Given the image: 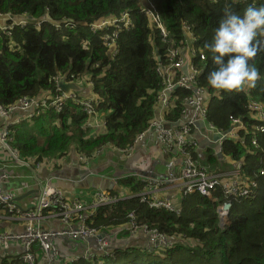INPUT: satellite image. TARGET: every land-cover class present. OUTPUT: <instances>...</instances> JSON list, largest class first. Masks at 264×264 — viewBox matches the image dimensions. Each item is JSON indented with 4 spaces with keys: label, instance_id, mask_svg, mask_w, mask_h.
Returning a JSON list of instances; mask_svg holds the SVG:
<instances>
[{
    "label": "trees",
    "instance_id": "16d2710c",
    "mask_svg": "<svg viewBox=\"0 0 264 264\" xmlns=\"http://www.w3.org/2000/svg\"><path fill=\"white\" fill-rule=\"evenodd\" d=\"M254 2L259 6L264 0H0V14L30 16L37 22L43 16L47 18L40 24L31 21L24 27L15 25L10 34H0V105L15 104L23 96L37 98L43 94L51 98L57 94L54 76L73 74L91 82L95 111L105 113L104 129L92 132L86 125L88 116L77 103L68 100L60 111L46 108L11 126L8 145L29 166L31 159L35 165L45 158L63 157L71 146L80 157L87 158L105 147L122 151L132 145L149 130L154 119L162 88L156 67L175 47L172 41L183 37L182 22L193 29L195 45L205 58L201 61L197 55V63L193 61L200 70L197 84L207 94V119L223 130L229 128L230 116L252 121L247 115V101L251 98L264 102V44L251 61L260 76L248 94L244 88L228 92L207 85L206 75L214 64L204 45L211 42L225 8L242 12ZM147 11L157 15L167 38L160 35ZM123 12L131 16L133 24L120 29L116 37L118 51L109 54L101 36L111 28L92 31L89 24ZM190 95L191 89L171 92L172 103L163 115L166 125L180 118L183 99ZM258 136L264 148V131ZM221 153L219 158L207 147L203 158L196 150L192 156L210 173L220 171L223 157H244V174L260 182L254 197L232 201L223 227L216 212L223 200L220 189L215 193L218 203L194 192L181 198L178 212L153 209L137 195L144 183L127 175L117 182L130 192L129 196L96 207L88 224L102 232L116 228L126 233L121 228L127 223V214L134 211L139 224L156 228L171 243L152 249L119 246L112 256L93 254L73 264H264V175L259 172L264 168V155L250 144L249 137L245 141L225 140ZM0 264L24 263L6 255Z\"/></svg>",
    "mask_w": 264,
    "mask_h": 264
},
{
    "label": "built area",
    "instance_id": "2783aa9c",
    "mask_svg": "<svg viewBox=\"0 0 264 264\" xmlns=\"http://www.w3.org/2000/svg\"><path fill=\"white\" fill-rule=\"evenodd\" d=\"M150 20L153 21L156 28L159 29L160 35L167 38V30L159 21L157 15L147 11ZM7 18L3 23H0V34H10L15 25L24 27L27 22H37L30 16H20L14 18L10 14H0ZM29 18V19H28ZM45 16L37 22L46 20ZM133 24L131 16L127 12L121 13L119 16L111 18L99 19L89 24L92 31L101 30L103 28H111L102 36V44L106 47L109 54H115L118 51L116 37L122 27H129ZM70 27H74L70 25ZM183 37L179 40L172 41L175 47L169 49L168 54L164 59V63L160 60L156 67V73L161 78L162 88L157 97V110L163 113L170 107L172 101L170 94L177 88L191 89L192 95L186 96L183 99V108L181 115L172 125H166L157 118H154L149 128L157 129V137L159 141V153L174 154L173 157H178L177 165L174 163L168 168L164 178H141L144 183V189L138 194L141 202H146L149 208L166 209L170 211L179 210L168 197H159L156 195L157 190L173 185L178 188L181 195L190 193H199L206 196L217 203L219 198L215 193L220 189L223 195V200L216 206L219 226H224L228 219L229 211L232 206V201L237 198L247 199L254 197L258 191V181L251 176L242 173L243 165H236L227 175L210 173L206 165L198 164L192 156V152L199 148L201 140H207L208 146L213 148L214 153L221 152L222 144L227 139H239L245 141L249 137L250 144L253 147L261 149L264 155V148L260 146L259 132L264 131V103L253 99L247 101L248 117L252 120L241 119L239 117L230 116V126L223 130L215 126L214 123L207 119V94L205 90L198 86L197 77L198 71L196 64V56L199 55V60H204L202 50L195 45L196 38L193 29L186 22H182ZM75 82L79 85L89 84L91 82L84 77L74 76L70 74L54 76L56 86L55 96L49 98H28L21 97L15 104L7 107L0 105V114L7 115L14 110L29 112L28 117L31 118L34 114H38L46 108H54L60 111L62 106L68 100L77 103L81 110L88 116L86 125L93 128L97 126L92 121L95 116V97L88 99L81 97L74 91H63L58 82ZM162 119V118H161ZM202 120L203 126H196V122ZM163 121V120H162ZM104 126V122L101 123ZM197 133L193 137L192 132ZM218 137L213 139V135ZM144 134H140L132 145L122 150L126 156H130L134 145L143 138ZM10 133L7 128L0 131V140L2 146L9 152L10 156L24 167H30L26 161L19 159L16 150H13L8 145ZM260 146V147H259ZM207 147V146H206ZM205 147V148H206ZM85 159V157H80ZM39 163L35 166L38 168ZM260 174L264 175V168L259 169ZM9 171L4 168L0 171V219H10L16 221H24L25 227L23 231H8L0 230V248L9 249L16 243L21 244V254L18 258L24 264H38L36 254H44L49 262H60L64 260L66 264H73L78 257L71 260H66L61 254L55 240L66 237L74 242H82L86 245L90 241L93 242L91 248L86 249L82 258H92L93 254L102 256H112L116 247L111 248L107 239V234L90 226L87 222L89 217L95 212V208L103 205H111L119 199L116 194L108 193L100 190L96 192L94 199L90 203L73 199L68 200L63 192L59 189L52 188L48 185L40 186L38 200L32 208H22L15 202L13 194L5 191L2 185L5 181H10L23 175ZM25 178H30L31 174L24 175ZM8 216V217H7ZM53 217L59 220L64 225L61 229L44 228L41 226V220ZM127 227L131 235L143 234L146 236V247L150 249L159 246L170 244V240L156 228L149 227L147 224H139L134 211L127 214ZM115 248V249H114ZM55 264V263H54Z\"/></svg>",
    "mask_w": 264,
    "mask_h": 264
},
{
    "label": "crops",
    "instance_id": "0c3cea01",
    "mask_svg": "<svg viewBox=\"0 0 264 264\" xmlns=\"http://www.w3.org/2000/svg\"><path fill=\"white\" fill-rule=\"evenodd\" d=\"M81 86L83 87L81 91L74 92L79 93L81 97L88 99H93L95 97L91 92V86L89 84H83ZM68 91L73 90L70 89ZM244 91L248 94L250 88L245 86ZM37 98L42 100L43 98H49V96H43L42 94ZM259 102L263 101L260 100ZM28 115L29 112L19 110L11 111L7 115L0 114V131L17 125L23 119H29ZM104 118V112H96L92 121H94V124L97 126L91 128L92 132H101L104 129V126L101 125V123L104 122ZM154 118L167 124L166 120L163 118V113L157 109ZM192 135L195 137L197 133L193 131ZM207 147L209 146L207 145ZM201 150L205 151V148L196 150V153L203 158L204 153H201ZM249 152L250 151H247V153ZM173 156L174 154L172 153L168 155H161L159 153V141L157 137V129L155 127L149 128V130L144 133L143 138L134 145V148L128 157L123 151H121V149L105 147L101 151L95 152L90 157L83 159L80 158L75 147L71 146L70 150L66 152L63 157L45 158V160L41 161L38 168L34 165V159L29 161L30 167H24L17 163V161L10 156V152L2 146L0 140V171H4L5 168L9 171L19 173L18 175H23V177L5 181L2 188L13 194L16 200L15 202L19 207L28 209L32 208L37 202L40 186L43 185L60 189L68 200L77 199L85 201L86 203L92 202L96 192L100 190L115 192L119 197H127L130 192H128L127 189L119 187L117 182L119 178L127 175L135 176L137 179L143 177L164 178L168 168L173 163L174 165H177L179 161L178 157ZM193 159L198 164L205 165L200 162L198 158ZM243 159L244 157H241L239 160H233L230 157H223V159H221L222 164L224 165V163H228L230 167L227 166L224 169L221 168L219 169L220 171H216L215 173L227 175V173L231 172L232 168L236 167L238 164L240 165L239 162L243 165ZM240 168H242L241 165ZM242 173L245 175L243 168ZM28 174H31V177L25 178L24 175ZM245 176L246 178L249 177L248 175ZM156 195L161 198L168 197L178 209L180 208V200L184 196L181 195L178 188L173 185H168L157 190ZM178 211L179 210L177 209L175 210V212ZM24 224V221L0 219V230L20 232L24 230ZM41 226L54 229H61L64 227L58 219L53 217H47L41 220ZM121 229H125L126 233H122L116 228L109 230L106 229L107 231L105 233L107 234V239L111 248H117L119 246L139 247L146 245L145 235H131L127 225L122 226ZM55 243L61 254L64 255L68 261L75 257L80 258L85 250L88 248L90 249L93 245L92 241L86 245L82 242L71 241L66 237L56 239ZM21 252L20 243L12 245L9 249L0 248V259L6 257V255L18 258ZM36 256L38 264H66L64 260H60V262H57L56 260L54 263H52V261L49 262V259L41 253L36 254Z\"/></svg>",
    "mask_w": 264,
    "mask_h": 264
},
{
    "label": "clouds",
    "instance_id": "9594fccd",
    "mask_svg": "<svg viewBox=\"0 0 264 264\" xmlns=\"http://www.w3.org/2000/svg\"><path fill=\"white\" fill-rule=\"evenodd\" d=\"M264 44V2L249 4L242 12L225 8L213 31L208 50L214 64L206 75L207 85L216 91H239L254 87L260 73L251 63Z\"/></svg>",
    "mask_w": 264,
    "mask_h": 264
},
{
    "label": "water",
    "instance_id": "95a60500",
    "mask_svg": "<svg viewBox=\"0 0 264 264\" xmlns=\"http://www.w3.org/2000/svg\"><path fill=\"white\" fill-rule=\"evenodd\" d=\"M11 16H13V15H11ZM14 18H19L20 16H13ZM7 17L6 16H0V23H3L4 22V20L6 19ZM29 19V18H28ZM58 85H59V87L63 90V91H68V90H73V91H77V92H79V91H81L82 90V86L81 85H79V84H77V83H75V82H73V81H71V82H63V81H59L58 82ZM196 124V126H203V121L202 120H200V121H198V122H196L195 123ZM218 137V135L217 134H214L213 135V139H216ZM207 145H209L208 144V141L207 140H201L200 142H199V148L197 149V150H200V149H202V148H205ZM217 156L220 158V157H222V153L220 152V151H218L217 153ZM60 190V189H59ZM16 201V200H15ZM24 227H25V225H24Z\"/></svg>",
    "mask_w": 264,
    "mask_h": 264
},
{
    "label": "rangeland",
    "instance_id": "374dc122",
    "mask_svg": "<svg viewBox=\"0 0 264 264\" xmlns=\"http://www.w3.org/2000/svg\"><path fill=\"white\" fill-rule=\"evenodd\" d=\"M257 101L259 102L260 99H257ZM205 149H207V148H205ZM201 153H204V151L201 150ZM229 163H230V162H229ZM227 166L230 167V165H229L228 163H224L222 169L226 168ZM259 187H260V182L258 181V190H259ZM220 226H221V225H220Z\"/></svg>",
    "mask_w": 264,
    "mask_h": 264
}]
</instances>
